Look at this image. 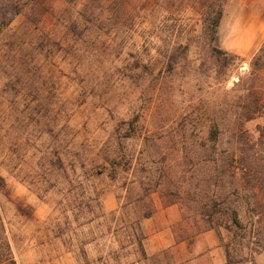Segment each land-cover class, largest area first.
I'll return each mask as SVG.
<instances>
[{
    "label": "rangeland",
    "instance_id": "374dc122",
    "mask_svg": "<svg viewBox=\"0 0 264 264\" xmlns=\"http://www.w3.org/2000/svg\"><path fill=\"white\" fill-rule=\"evenodd\" d=\"M7 1L0 21L11 17ZM180 6L137 8L124 28L52 51L10 53L11 33L0 37V224L15 264H164L163 253L179 264L185 255L146 246L166 222L141 215L168 207L180 214L170 226L178 243L206 233L199 148L220 122V144L231 140L247 94L236 84L264 44V0H226L212 43ZM241 215V229L207 232L226 264H264V221Z\"/></svg>",
    "mask_w": 264,
    "mask_h": 264
},
{
    "label": "trees",
    "instance_id": "16d2710c",
    "mask_svg": "<svg viewBox=\"0 0 264 264\" xmlns=\"http://www.w3.org/2000/svg\"><path fill=\"white\" fill-rule=\"evenodd\" d=\"M159 2L166 5V11H178L181 4L191 10L200 20L201 33L209 43L214 41L226 0H8L2 10L9 9L11 17L0 21V37L11 33L10 53L13 47L31 48L32 45L52 51L67 41L79 44L85 35L122 29L126 26L122 18H132L137 8L149 12ZM15 21L17 25L12 26ZM9 52L12 62H17L19 50L14 55ZM214 56L219 59L220 55ZM236 86L247 94L238 98V112L225 131L230 142L225 146L220 144L219 137L225 130V124L220 122L208 132V138H214L213 143L199 148L204 178L196 207L206 224L204 232L221 229L231 233L241 229L244 208L259 222L264 221V200H261L264 194V44ZM256 119H262L263 124L254 134L244 129L245 123ZM151 213L142 214L141 219H148ZM140 238L144 240L143 235ZM141 240L137 239L138 249L146 259ZM163 257L164 264H177L172 258L167 259L165 253ZM226 259L229 262L227 250ZM0 264H15L1 224Z\"/></svg>",
    "mask_w": 264,
    "mask_h": 264
},
{
    "label": "crops",
    "instance_id": "0c3cea01",
    "mask_svg": "<svg viewBox=\"0 0 264 264\" xmlns=\"http://www.w3.org/2000/svg\"><path fill=\"white\" fill-rule=\"evenodd\" d=\"M180 219L175 207H168L147 219L149 225L156 220L165 221V227L153 231L146 239L148 251L169 250L174 255H185L179 264H226L224 252L212 232L200 234L191 245L178 243L170 226Z\"/></svg>",
    "mask_w": 264,
    "mask_h": 264
}]
</instances>
